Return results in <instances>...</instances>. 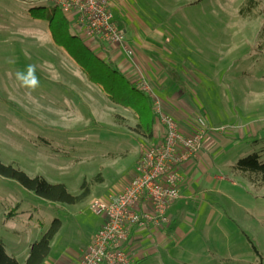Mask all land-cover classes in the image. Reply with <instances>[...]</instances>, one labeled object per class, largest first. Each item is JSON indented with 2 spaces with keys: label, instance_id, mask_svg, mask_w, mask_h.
I'll list each match as a JSON object with an SVG mask.
<instances>
[{
  "label": "rangeland",
  "instance_id": "1",
  "mask_svg": "<svg viewBox=\"0 0 264 264\" xmlns=\"http://www.w3.org/2000/svg\"><path fill=\"white\" fill-rule=\"evenodd\" d=\"M114 1V13L126 11L128 22L160 25L168 32L181 66L201 81L195 97L225 130L252 123L245 138L228 149L234 163L253 152L264 159V38L259 35L264 0H253L255 8L245 14L240 11L248 0ZM38 5L55 7L52 0H0V159L65 183L72 194H79L86 180L91 195L78 204L50 202L0 175V239L20 264L56 218L62 226L51 254L68 257L81 250L96 228L89 203L113 193L109 189L134 169L149 145L133 130L137 113L109 100L54 41L48 21L30 15ZM29 64L36 65L40 81L31 94L15 77ZM239 180L242 187L231 194L232 201L221 202V223H182L187 237L169 243L147 264H264V188Z\"/></svg>",
  "mask_w": 264,
  "mask_h": 264
},
{
  "label": "crops",
  "instance_id": "2",
  "mask_svg": "<svg viewBox=\"0 0 264 264\" xmlns=\"http://www.w3.org/2000/svg\"><path fill=\"white\" fill-rule=\"evenodd\" d=\"M110 2L114 12L116 2ZM127 17L128 14L124 10L122 15L115 14L116 21L125 30L124 46L113 47L99 42H85L97 48L96 52L103 59L114 63L131 83L142 88L145 81L148 87L145 92L151 96L154 107L158 102L163 113L176 119L182 132H193L199 117L203 118L209 127L203 148L179 167L182 178L181 198L169 208V222L159 229L146 226L136 227L132 231V264H147L151 257L160 255L163 249L166 250L169 243H177L179 238L184 240L187 237L188 234L181 227L182 223L190 222L193 226L221 223L224 218L221 202H224V197L231 200V194L238 187H242L239 177L231 170L234 160L228 149L237 143L238 139L245 138V133L252 123L248 124V127L243 123L237 124L231 131L225 130L223 127L226 124L216 120L212 112L210 116V112L206 111L207 105L195 97L201 81L197 73L181 66L183 61L176 56L168 32L162 30L160 25L130 23ZM163 133V126L156 122L154 137L147 139L148 141L145 139L146 144L157 142ZM131 174L132 170L109 191L123 186ZM96 216V228L88 232L81 250H72L68 257L55 258L51 254V248L49 256L42 264H75L103 222L101 216Z\"/></svg>",
  "mask_w": 264,
  "mask_h": 264
},
{
  "label": "built area",
  "instance_id": "3",
  "mask_svg": "<svg viewBox=\"0 0 264 264\" xmlns=\"http://www.w3.org/2000/svg\"><path fill=\"white\" fill-rule=\"evenodd\" d=\"M81 38L107 46H124L125 30L118 24L110 0H52ZM125 49L130 53L129 49ZM142 89L148 90L143 81ZM158 122L163 136L142 149L129 180L89 208L103 218L101 226L75 264H132V231L136 227L159 229L169 222L168 210L181 198L182 163L203 148L209 129L199 117L191 133L180 130L176 119L161 111Z\"/></svg>",
  "mask_w": 264,
  "mask_h": 264
},
{
  "label": "trees",
  "instance_id": "4",
  "mask_svg": "<svg viewBox=\"0 0 264 264\" xmlns=\"http://www.w3.org/2000/svg\"><path fill=\"white\" fill-rule=\"evenodd\" d=\"M247 3L246 7L241 8V14L250 13L255 8L253 0H248ZM29 13L33 18L48 21L54 41L69 51L83 72L92 82L98 84L109 100L130 107L137 113L139 119L133 130L136 134L151 140L154 137L155 124L159 119V113L154 107L151 96L131 83L114 63L103 59L79 34L72 31L69 20L57 6L52 10H48L46 6H33L29 9ZM259 35L264 38V21ZM231 170L234 175L241 177L255 189L264 188V159L259 153L253 152L241 157L232 165ZM0 175L18 182L50 202L78 204L91 195V187L86 180L81 184L79 194H72L65 183H52L41 174L30 175L13 163H5L1 159ZM98 181H103L100 175ZM61 226L62 221L58 218L54 219L42 236L31 243L25 264L44 262L50 254L52 241ZM253 247L260 256V252L254 245ZM0 264H19L18 259L7 252L6 244L2 239H0Z\"/></svg>",
  "mask_w": 264,
  "mask_h": 264
},
{
  "label": "clouds",
  "instance_id": "5",
  "mask_svg": "<svg viewBox=\"0 0 264 264\" xmlns=\"http://www.w3.org/2000/svg\"><path fill=\"white\" fill-rule=\"evenodd\" d=\"M15 77L20 87L26 89L28 94L35 92L40 86L39 77L36 75V65L34 64L27 65L23 71H17Z\"/></svg>",
  "mask_w": 264,
  "mask_h": 264
}]
</instances>
